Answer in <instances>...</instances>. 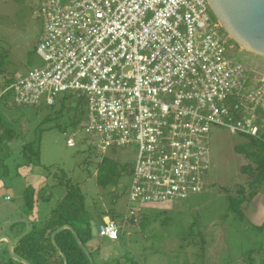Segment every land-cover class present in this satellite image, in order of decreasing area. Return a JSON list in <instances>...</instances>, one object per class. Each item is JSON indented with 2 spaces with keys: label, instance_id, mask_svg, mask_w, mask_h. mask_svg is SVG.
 <instances>
[{
  "label": "built area",
  "instance_id": "obj_1",
  "mask_svg": "<svg viewBox=\"0 0 264 264\" xmlns=\"http://www.w3.org/2000/svg\"><path fill=\"white\" fill-rule=\"evenodd\" d=\"M36 13L43 64L0 81V101L53 106L72 93L102 153L136 150L127 213L103 222L101 237L140 222L133 204L207 187L212 125L264 140V74L229 58L208 0H39Z\"/></svg>",
  "mask_w": 264,
  "mask_h": 264
},
{
  "label": "rangeland",
  "instance_id": "obj_2",
  "mask_svg": "<svg viewBox=\"0 0 264 264\" xmlns=\"http://www.w3.org/2000/svg\"><path fill=\"white\" fill-rule=\"evenodd\" d=\"M38 4L39 0H0L1 80L20 77L43 64L36 52L42 25L36 13ZM220 31L230 39L223 27ZM230 41L229 58L250 73L263 75L264 56ZM69 103L66 99L62 108L60 101L55 106L17 105L11 99L0 102L5 126L12 125L16 134L7 149L10 175L0 181L1 236L7 226L21 220L14 233L28 231L31 220L36 217L39 222L49 215L68 185L79 184L91 212L85 220L91 222L92 241L99 247L100 257L94 254L96 264H246L250 253L255 264L264 263V183L249 187L253 178L243 169L254 160L239 151L244 146L252 152L253 138L212 125L207 187L187 199L133 204L140 222H127L124 242L114 241L99 235L102 214L114 210L120 221L127 213L128 186L137 153L121 148L102 153L97 135L85 131V118L73 125L83 113L75 102ZM70 137L75 140L72 145L68 143ZM30 141L40 145L42 164L18 166L25 160L24 144ZM105 156L117 162L121 178L116 186L104 187L97 182L99 164ZM126 165L128 171H124ZM28 186L36 190L33 197L40 198L34 213L25 202ZM243 187L249 199L239 210L237 204L243 194L238 189ZM256 187L259 193L250 199V188ZM50 193L51 199H43ZM5 196L11 198L6 200ZM12 211H23L30 217L14 219L10 217ZM0 243V260L8 259L11 252L6 239Z\"/></svg>",
  "mask_w": 264,
  "mask_h": 264
},
{
  "label": "trees",
  "instance_id": "obj_3",
  "mask_svg": "<svg viewBox=\"0 0 264 264\" xmlns=\"http://www.w3.org/2000/svg\"><path fill=\"white\" fill-rule=\"evenodd\" d=\"M213 16L215 18L214 14ZM16 78L17 77L14 76L4 77L2 80L0 79V81L9 84ZM66 93L63 94V96H60L58 101H60L62 108L66 105V99L70 100L71 104L72 102H75V105L79 107L83 115L82 117L78 116L77 119L72 122L73 125H77L87 116L85 101L72 93ZM3 113L2 109H0V181L4 177L10 175L9 167L6 163L9 156V151L7 149L9 147V143L16 136L12 125L5 126L4 122L6 121V118ZM252 141L254 146V150H252V152L248 151V149L244 148V146H241L239 149L240 152L251 155L254 160L252 164L247 165L243 169L253 178L249 187L252 184L261 186L262 183H264V140L253 138ZM261 144L263 145L261 146ZM39 146L40 145L35 146L33 141L25 143L23 150L25 160L24 163L19 164L18 166L33 163L42 164ZM6 150L8 152H6ZM2 166L5 167L2 169ZM128 169V165H126L124 171H128ZM120 178V171L118 170L117 162L107 156L103 157L100 161L97 173L98 184L104 187H108L111 184L116 186L120 183ZM250 189L251 199V197L253 198L258 195L259 192L257 187L255 189ZM238 190L241 194H243L239 198V203L237 204L238 209L240 210L241 205L246 202L249 197L245 193L246 190L244 187ZM35 191L36 190L33 187L28 186L24 192L26 205L32 212L37 207L38 201L40 200L39 196L33 197L32 194H34ZM40 194L41 192H39V195ZM51 198L52 193L48 196H43V199ZM85 199L86 194L83 192L81 185H68L67 191L59 198L56 205L53 206L50 214L42 221L31 222V227H29L28 231H22V233L18 235L20 237L15 243H13L14 253L18 256V258L10 254L8 259L0 260V264H27L24 261L29 264H66L65 259H67L68 264H92L90 258L83 249V246H86L90 251L96 264L94 257L95 252L89 246L93 235L91 231V222L89 220H85L86 218L88 219V215L91 214V212H89L86 208ZM94 213L97 214L98 212L95 211ZM103 214L110 215L112 217L116 216L114 210L103 211ZM21 221L13 223L12 228H14L17 223H23ZM64 225H69L72 229L64 228L62 231L55 234V232ZM75 233L78 235L79 240L76 238ZM53 234H55L54 237ZM124 235L125 233L123 232L118 240L124 242ZM12 239L14 241L15 237L12 236ZM246 264H255L251 253L248 256Z\"/></svg>",
  "mask_w": 264,
  "mask_h": 264
},
{
  "label": "water",
  "instance_id": "obj_4",
  "mask_svg": "<svg viewBox=\"0 0 264 264\" xmlns=\"http://www.w3.org/2000/svg\"><path fill=\"white\" fill-rule=\"evenodd\" d=\"M208 2L216 19L234 42L248 52L264 56V0H208ZM64 228H71V226L64 225L55 234ZM75 235L79 240L78 235L76 233ZM4 239L7 241L11 254L18 258L14 253L10 236H0V240ZM83 249L92 264H95L87 247L83 246ZM65 262L68 264L67 259Z\"/></svg>",
  "mask_w": 264,
  "mask_h": 264
},
{
  "label": "crops",
  "instance_id": "obj_5",
  "mask_svg": "<svg viewBox=\"0 0 264 264\" xmlns=\"http://www.w3.org/2000/svg\"><path fill=\"white\" fill-rule=\"evenodd\" d=\"M62 197V196H61ZM5 199H6V196H5ZM6 200H8V199H6ZM58 200H59V198H58ZM26 202V201H25ZM15 210V209H14ZM26 210V209H25ZM51 212V211H50ZM50 212H49V214H50ZM33 213H34V211H33ZM33 213H31V215H33ZM11 218H14V219H16L17 217H19L20 219H24L25 217H30V214H25V213H23V211H15V213H14V211H12L11 212V216H10ZM102 217H103V219H102V223L103 222H105V221H107V220H109L110 218H115V217H112V216H110V215H105V214H102ZM9 218V217H8ZM38 218H36L35 217V220H31L30 221V224H31V222H34V221H38L37 220ZM116 219V218H115ZM101 223V224H102ZM12 226H13V224H11L10 226H7L6 227V230L4 231L5 232V235H8V236H10V238L12 239V236L13 237H15V239H14V241H13V239H12V241H13V243H15L17 240H18V238L20 237V236H18L16 233H14V231H13V228H12ZM5 228V227H4ZM3 228V229H4ZM1 236V235H0ZM92 240H93V238H92ZM91 240V242H90V244H89V246L93 249V251L95 252V253H97L98 252V250H99V247L97 246V242H96V244H94V242ZM1 244V243H0ZM117 252V251H116ZM94 253V254H95ZM94 257H95V255H94ZM97 257H100V254L99 253H97Z\"/></svg>",
  "mask_w": 264,
  "mask_h": 264
}]
</instances>
